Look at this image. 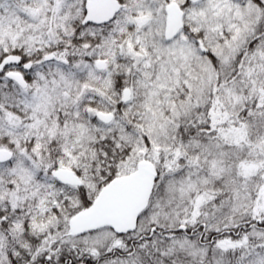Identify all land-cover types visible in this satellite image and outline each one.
<instances>
[{
    "label": "snow or ice",
    "instance_id": "6c2138e0",
    "mask_svg": "<svg viewBox=\"0 0 264 264\" xmlns=\"http://www.w3.org/2000/svg\"><path fill=\"white\" fill-rule=\"evenodd\" d=\"M0 264H264V0H0Z\"/></svg>",
    "mask_w": 264,
    "mask_h": 264
}]
</instances>
